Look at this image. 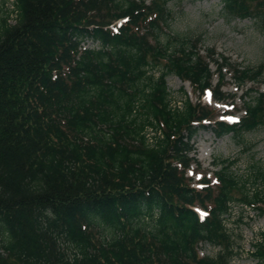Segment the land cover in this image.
Instances as JSON below:
<instances>
[{"label":"trees","instance_id":"trees-1","mask_svg":"<svg viewBox=\"0 0 264 264\" xmlns=\"http://www.w3.org/2000/svg\"><path fill=\"white\" fill-rule=\"evenodd\" d=\"M167 2L11 0L0 21V264H231V208L264 217V190L246 193L233 162H219L215 184L204 177L200 189L187 176L197 165L194 134L264 127V93L246 90L255 96L228 124L187 96L172 107L166 84L174 74L221 103L233 100L222 90L226 75L242 90L264 66L216 63L212 49L201 55L200 38L167 32ZM221 3L225 21L264 27V0ZM88 39L99 48L79 49ZM201 244L218 252L200 257ZM251 255L264 264V231Z\"/></svg>","mask_w":264,"mask_h":264},{"label":"rangeland","instance_id":"rangeland-1","mask_svg":"<svg viewBox=\"0 0 264 264\" xmlns=\"http://www.w3.org/2000/svg\"><path fill=\"white\" fill-rule=\"evenodd\" d=\"M222 6L221 0H168L167 7L172 12L173 20L167 32L171 35L175 33L180 38L184 36L191 39L200 38L198 44L200 54L206 56L207 50L212 49L215 52L216 63L226 58L233 68L257 69L261 65L264 66V27L250 18L225 21L220 15ZM11 8V0H0V21ZM7 22L13 24V17L9 16ZM85 44L95 46L91 42ZM209 63L212 73L216 74V63L211 60ZM152 72L155 78L159 76V70L154 69ZM166 84L172 107H182L187 96L193 103L200 101L214 109L216 114L233 113V116H225L223 119L235 120L243 115L241 112L243 99L249 100L255 96L254 93H250L245 97L246 90L254 88L259 93H264V72L258 82L247 83L242 92L236 88L232 77L226 75L222 90L233 100L229 99L223 103L214 101L209 92L200 98L198 94L192 92L187 82L184 83L174 74L166 76ZM216 84L215 76L212 86ZM153 136L154 134L149 131L150 140ZM191 143L195 152L190 156L197 160V165L193 164L187 171V176L192 179V186H198L196 182L203 175L214 183L212 173L220 170L219 162L227 160L233 162L230 170L234 177L247 181L246 193L249 192L251 196L259 190H264L257 173L258 171L264 173V127L239 135L229 133L221 138H216L211 129H199L192 137ZM233 195L235 198L241 197L238 191H234ZM227 219L226 228L234 237L236 252L231 264H259L251 252L254 244L262 240L264 217H258L254 209L238 204L231 208L230 217ZM199 251L202 255L213 256L218 252V248L202 244Z\"/></svg>","mask_w":264,"mask_h":264}]
</instances>
